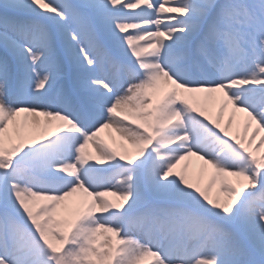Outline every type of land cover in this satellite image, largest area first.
<instances>
[{
  "label": "snow or ice",
  "instance_id": "snow-or-ice-1",
  "mask_svg": "<svg viewBox=\"0 0 264 264\" xmlns=\"http://www.w3.org/2000/svg\"><path fill=\"white\" fill-rule=\"evenodd\" d=\"M262 133L264 0H0V264H264Z\"/></svg>",
  "mask_w": 264,
  "mask_h": 264
},
{
  "label": "rangeland",
  "instance_id": "rangeland-1",
  "mask_svg": "<svg viewBox=\"0 0 264 264\" xmlns=\"http://www.w3.org/2000/svg\"><path fill=\"white\" fill-rule=\"evenodd\" d=\"M237 114H241V113H237ZM238 121V120H237ZM240 121V120H239ZM238 121V122H239ZM236 129H235V127H234V129H233V131H235ZM261 135H264V133H262ZM100 137L102 138V139H104L106 142H108L109 143V145L110 146H112V147H116L117 145H113L112 144V141H111V137H116V134L114 133V132H112L111 130H104L101 134H100ZM116 139H117V142L119 143V138L118 137H116ZM126 143V142H125ZM130 151H131V149H129ZM92 151V149H91V147H89V152H91ZM191 169V167H189V170ZM201 170H203V172L204 173H206L207 175L206 176H204V174H203V176H204V181H205V183H207L208 181H210L211 179H212V175H213V173H212V170L210 169V168H205L204 166H203V168H200L199 169V172H201ZM231 179H233V182L235 183L236 181H235V178H231Z\"/></svg>",
  "mask_w": 264,
  "mask_h": 264
},
{
  "label": "bare ground",
  "instance_id": "bare-ground-1",
  "mask_svg": "<svg viewBox=\"0 0 264 264\" xmlns=\"http://www.w3.org/2000/svg\"><path fill=\"white\" fill-rule=\"evenodd\" d=\"M136 11H139V10H136ZM227 115V114H226ZM236 116H237V120L239 121H242V119H243V114L241 113V114H236ZM88 151H89V149H88ZM132 151V150H131ZM190 160H194L196 163H197V165H195L196 167L194 168V172L196 173L195 175H197V174H199L200 172H199V169H200V166H201V164H203V162L202 161H198V160H196L194 157L193 158H191ZM186 162V161H185ZM185 162H182V163H184L185 164ZM191 172V171H190ZM203 174H204V176H206L207 174L206 173H204L203 172Z\"/></svg>",
  "mask_w": 264,
  "mask_h": 264
}]
</instances>
